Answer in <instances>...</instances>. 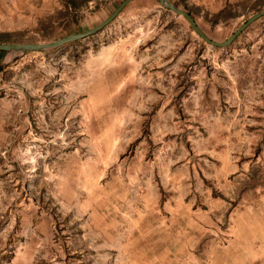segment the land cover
<instances>
[{"label": "rangeland", "instance_id": "rangeland-1", "mask_svg": "<svg viewBox=\"0 0 264 264\" xmlns=\"http://www.w3.org/2000/svg\"><path fill=\"white\" fill-rule=\"evenodd\" d=\"M121 1L0 0V26L23 23L0 43L85 32ZM170 1L220 42L264 10ZM3 63L0 264H264V16L217 47L134 0Z\"/></svg>", "mask_w": 264, "mask_h": 264}, {"label": "water", "instance_id": "water-1", "mask_svg": "<svg viewBox=\"0 0 264 264\" xmlns=\"http://www.w3.org/2000/svg\"><path fill=\"white\" fill-rule=\"evenodd\" d=\"M134 0H122L121 3L113 10V12L104 19L101 23L96 25L95 27L76 34H70L63 36L62 38L52 40L49 42H31V43H0V50L5 51L6 53L16 52L19 54H26L31 51H43L50 48L59 47L70 42L88 37L102 30L106 25L114 21L120 13L125 9V7ZM165 8L179 14L183 15L189 23L193 26L195 31L208 43L217 46V47H225L230 45L252 22L256 21L260 17L264 16V10L254 13L249 19L244 22L233 34H231L225 41H215L210 38L203 29L198 25L195 18L186 10L179 8L170 0H158ZM8 63H3L0 66V72L7 67Z\"/></svg>", "mask_w": 264, "mask_h": 264}, {"label": "crops", "instance_id": "crops-1", "mask_svg": "<svg viewBox=\"0 0 264 264\" xmlns=\"http://www.w3.org/2000/svg\"><path fill=\"white\" fill-rule=\"evenodd\" d=\"M7 14L10 15V12H8ZM21 25H23V23L16 21L15 18H12V19L9 18L5 25L3 24V26H0V31H10V30L21 29Z\"/></svg>", "mask_w": 264, "mask_h": 264}, {"label": "trees", "instance_id": "trees-1", "mask_svg": "<svg viewBox=\"0 0 264 264\" xmlns=\"http://www.w3.org/2000/svg\"><path fill=\"white\" fill-rule=\"evenodd\" d=\"M69 5H74L75 4V0H67ZM0 52H4L3 50H1Z\"/></svg>", "mask_w": 264, "mask_h": 264}]
</instances>
